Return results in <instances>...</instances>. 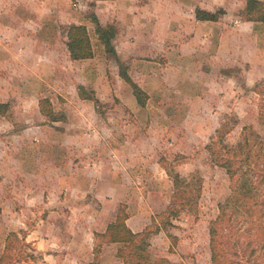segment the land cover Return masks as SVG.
Returning a JSON list of instances; mask_svg holds the SVG:
<instances>
[{
    "label": "rangeland",
    "instance_id": "374dc122",
    "mask_svg": "<svg viewBox=\"0 0 264 264\" xmlns=\"http://www.w3.org/2000/svg\"><path fill=\"white\" fill-rule=\"evenodd\" d=\"M112 3L116 12L131 8L125 2L121 6L119 0ZM100 4L98 9L96 0H0V20L8 22L12 36L19 38L14 42L26 46L41 42L48 48L43 52L49 53L48 68L33 61L26 66L0 63V101L10 104L8 112L0 113V250L9 233L17 231L12 253L22 258L21 264H92L93 260L125 264L118 254L125 248L123 242H100V250L96 254L94 250L100 240L95 231L104 232L122 206L131 229L152 231L148 238L151 264H209L210 219L219 211L218 202L230 192V177L225 167L212 160L206 145L223 120L232 124L237 119L227 134L230 143L242 138L245 124L264 135V22L255 21L257 39L252 41L246 25L238 24L249 20L240 14L245 3L224 18L226 27L237 25L238 31L231 36L227 32L223 42L230 43V58L240 63L231 64L227 52L211 57L208 50L204 52L207 59L192 63L182 49L176 48L179 56H174L150 48L158 42L177 46L189 37L184 32L165 33L166 18L157 34L119 33L118 14L105 23L99 14L108 13V2ZM220 8L225 12L219 19L228 12L223 6L212 10ZM188 9L185 15L190 19ZM95 15L103 24L116 26L114 50H108L96 32ZM179 20L173 21L180 26ZM73 23L87 25L92 56L71 57L67 31ZM117 35L126 41L137 36L145 48L138 62L147 73L131 75L128 59L121 60L116 53L113 39ZM235 45L240 50H234ZM111 59L118 62L119 81L109 74ZM156 59L165 66L158 75L151 74L153 67L149 66ZM57 60L62 79L53 74ZM125 68L147 93L145 102L141 103L133 85L123 78ZM70 77L76 82L66 89L73 82ZM42 97H49L56 115L64 113L65 118L53 119L43 113ZM37 105L41 115L31 110ZM122 139V144L116 142ZM54 157L63 160L58 162L63 167L61 174L51 168ZM176 173L203 177L198 208H183L164 223ZM110 175L122 183L117 204H104L98 198H112L105 192L97 196ZM261 187L264 198V182ZM230 227L236 264H255L264 258V241L247 229L245 218ZM73 251L81 254L78 259L65 256ZM106 251L114 252L118 262L105 255Z\"/></svg>",
    "mask_w": 264,
    "mask_h": 264
},
{
    "label": "trees",
    "instance_id": "16d2710c",
    "mask_svg": "<svg viewBox=\"0 0 264 264\" xmlns=\"http://www.w3.org/2000/svg\"><path fill=\"white\" fill-rule=\"evenodd\" d=\"M224 12L225 9L222 8L215 11L197 6L195 9L197 19L201 20L219 19ZM240 14L246 19L264 22V0H247L245 10ZM93 20L96 22V32L105 47L108 50H114L112 38L116 35V26L103 24L96 15ZM67 34V45L72 58H86L93 55L90 33L85 23L71 24ZM121 71L123 78L133 85L137 98L141 100V103L145 102L144 97H147L145 90L133 81L126 68ZM257 85H255V89ZM9 106V102L0 101V113L8 112ZM40 109L53 119L65 118L64 113L56 115L49 97L40 99ZM233 120L232 124H230V120L221 121L211 136V141L206 145L212 155V160L225 167L230 177V192L223 201L218 202L219 211L210 219L211 256L209 264L237 263L230 249L231 241L228 237V228L237 219L245 218L248 222L247 229L250 232L253 229L258 234L257 238L264 241V198L261 187V183L264 182V135L256 131L253 125L245 124L242 127V138L230 143L227 141V134L231 132L232 126H235L237 122V119ZM262 120L264 122V117ZM202 181L201 175L192 174L187 177L180 173L175 174L173 199L166 209L167 220L164 223L170 222L171 216H178L183 208L197 210ZM127 217L124 207L121 206L117 217L108 224L104 232L95 231L96 238H100L94 247L95 254L100 250V245H98L100 242L120 241L125 244V248H120L118 254L124 258L125 264L153 263L148 250V238L152 231L147 228L134 231L127 224ZM172 236L176 238V235ZM18 238L17 231L9 233L5 248L0 250V264H21L19 262L22 261V258L12 253V249L17 247L14 239ZM253 242L254 240L251 239L250 243ZM255 250L252 247L251 252L254 253ZM92 264H97V262L93 260ZM255 264H264V258L256 261Z\"/></svg>",
    "mask_w": 264,
    "mask_h": 264
},
{
    "label": "crops",
    "instance_id": "0c3cea01",
    "mask_svg": "<svg viewBox=\"0 0 264 264\" xmlns=\"http://www.w3.org/2000/svg\"><path fill=\"white\" fill-rule=\"evenodd\" d=\"M5 1V0H1ZM102 0H96L97 2V8H101V2ZM105 2H108V13H103V14H98L100 15L102 21L105 23L107 21L111 22L114 21L115 17L120 19L119 23V33H122L126 31L127 33L133 34H157L159 33L161 24H162V19L166 18V25H164L165 28V33H174L177 34L178 32H184L185 34H189V37L184 40L180 45H167V46H160V43L158 44L153 43V45L150 46L152 50H157V52H161L163 55V52H167L170 54H174V56L178 55L177 52L175 51L176 48L184 50V52L189 55L188 59L191 60L192 63L196 62L197 60H205L207 59V56L205 55V51L208 50V53H211V57H219V56H224L227 52L228 59L231 62V64L234 63H240L237 58H230V56H233V53H230V49L232 47L230 46V43L228 42H223V36L227 34V32L231 33L230 36L233 34L234 31H238L236 28L237 25L234 26H229L226 27V23L224 21V18L226 17L227 14L233 13L234 11H239L242 9L246 3V0H119L121 3H129L130 5V10H124L123 8H119L120 11L116 12L112 6L114 5L112 2H115V0H104ZM149 3L147 5H143L142 3ZM161 3V4H159ZM155 5V7H154ZM206 6L207 8H217L219 6H223L224 8L227 9L228 12H226L219 20H201L197 19L195 16V8L197 6ZM186 8L188 9V15L191 16L190 19H188L185 15ZM144 11V12H143ZM120 13V14H119ZM151 18L150 19H148ZM129 18V22L125 23ZM177 19H182L179 20V25L174 22L173 20ZM171 21V22H170ZM127 22V21H126ZM174 23V25L172 24ZM165 23V24H166ZM255 21L252 20H240L238 24L245 26L248 30L247 33L251 34L253 37L252 41L254 40L256 42L257 37L253 33H255ZM223 24V25H222ZM148 27H144V26ZM10 24L8 22H2L0 20V63L5 64V65H10V64H17L20 66H26V64H30L31 61L34 63L38 64H44L45 67L48 68L49 65V53H44V49H48L46 45H43L41 42L40 43H30V45L23 44L14 42V40H19V38H15L12 36V29L9 27ZM208 26H211V30H208ZM213 28V29H212ZM210 31H214L212 34H210ZM3 34L4 36H1ZM239 35V33H236V35ZM243 34V33H242ZM31 37V36H30ZM126 37H121V36H116V38L113 39L114 44H115V49L116 53L118 55V58L121 60L128 59V61L131 64V75L133 73H147L146 70H143L141 68V63L138 62L139 58L138 56H142L144 54V45L142 43L138 42L137 36H134L133 39L126 41ZM128 38V36H127ZM214 38V41H213ZM231 40V38L229 37ZM17 43V44H15ZM233 44H235L233 42ZM38 46V47H37ZM39 46H42L39 48ZM147 47V46H145ZM211 48V49H210ZM162 49V51H161ZM210 49V50H209ZM234 50H240L237 48V46H234ZM45 56V57H43ZM68 56V55H67ZM179 56V55H178ZM199 58L197 59V57ZM44 58H47L44 60ZM71 61L77 62L78 60H72ZM27 61V63L25 62ZM110 62L107 63L109 65V74L112 76L113 79L116 81H119V74L118 72V62L113 61L112 59L109 60ZM141 61H143L141 59ZM55 65L54 67V73L58 79L60 78L63 72H60V61H54ZM163 62L160 61V59L156 60H151L150 65L153 67V70L151 71V74H157V72L160 68L165 69L164 67H161ZM171 64V61H167V64ZM260 62H254L252 64L258 65ZM146 66V65H145ZM148 66V65H147ZM173 66V65H172ZM138 67V68H137ZM71 74L72 71H70ZM75 73V71H73ZM37 74V73H36ZM108 74V73H107ZM47 75V74H46ZM39 76L40 78V74ZM61 77L60 79H62ZM71 78V77H70ZM73 82H68L67 87H70L71 85H74L76 80L71 78ZM71 80V81H72ZM122 80V78H121ZM71 84V85H70ZM74 97V96H73ZM26 109V108H24ZM31 110H35L36 113H39V107L37 106H32ZM34 112V111H33ZM41 115V114H40ZM31 128V127H29ZM138 128V126H135V129ZM125 141V140H124ZM72 142V141H71ZM119 144H122V140H117ZM73 144V143H72ZM9 162V161H7ZM55 164L51 168H54L56 173L61 174L63 172V167L62 165H59L63 163V160L60 159V157H54L53 161ZM57 174V176L59 175ZM60 176V175H59ZM63 175L60 176L62 178ZM108 175L106 176V178ZM122 183L120 182V179H114L112 175L109 176V182L105 186H100V191L97 192V196L100 195L102 192H105L107 195L111 196L112 198L105 197V199H101L98 197L100 200H103L104 204L107 203H112V204H117L121 200V194L117 190L120 188ZM107 224V223H106ZM106 225H103L104 229ZM134 230L138 229V227H133ZM101 230V229H100ZM54 254L55 251H52ZM79 251H73L72 253L66 252L65 256H72L73 258H77L81 255L78 254ZM105 255L112 257L113 259H118L115 255V253L111 251H106ZM118 262V260H116Z\"/></svg>",
    "mask_w": 264,
    "mask_h": 264
}]
</instances>
